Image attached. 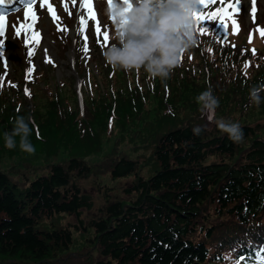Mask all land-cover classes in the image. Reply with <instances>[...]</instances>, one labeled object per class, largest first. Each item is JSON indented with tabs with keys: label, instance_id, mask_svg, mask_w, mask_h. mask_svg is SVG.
Instances as JSON below:
<instances>
[{
	"label": "trees",
	"instance_id": "16d2710c",
	"mask_svg": "<svg viewBox=\"0 0 264 264\" xmlns=\"http://www.w3.org/2000/svg\"><path fill=\"white\" fill-rule=\"evenodd\" d=\"M87 41L79 43L82 50ZM98 41L105 42L101 37ZM198 43L193 53L204 64L199 66L201 76L192 66L178 64L167 80L151 77L145 82L144 93L138 94L139 88L133 86V97L119 95L114 104L108 101L101 108L86 109L76 121L72 117L60 127L56 139L71 153L47 164L45 173L16 180L0 168V264H59L63 257L64 264H227L230 257L243 256L249 264H264L256 256L264 247V136L256 135V127L247 122H238L244 139L236 144L216 126L220 117L228 120L233 114L241 115L250 88L264 81V63L244 62V55L205 38ZM118 70L113 69L110 76L120 83ZM94 76L90 70L88 77ZM186 87L200 93L212 89L219 99L214 117L197 110L194 102L199 92L185 115L177 111L187 110L178 107ZM4 91L1 88L0 99ZM42 93L36 89V94ZM263 93L255 106L264 114ZM149 94L158 110L146 118ZM162 95L168 96L172 106L164 104ZM51 100L46 99V104ZM46 110L53 117L65 113L61 104L48 105ZM36 112L22 109L18 116ZM2 113L9 115L0 109ZM132 121L140 125V132L150 135L152 169L142 177L136 173L135 158H114L109 165L111 178L133 176L122 187L121 196L99 189L105 200L84 221L78 215L91 207L92 198L77 180L90 173V166L80 152L69 148L73 144L69 142L79 136L86 137L84 141L94 139L95 145L106 124L112 127L115 122L116 128L129 132L135 131ZM197 126L202 131L194 135L192 129ZM215 155L218 160H208ZM61 214L77 219L73 228L66 221L45 224ZM74 231L87 233L85 257L80 252L78 261L65 262L75 244Z\"/></svg>",
	"mask_w": 264,
	"mask_h": 264
},
{
	"label": "rangeland",
	"instance_id": "374dc122",
	"mask_svg": "<svg viewBox=\"0 0 264 264\" xmlns=\"http://www.w3.org/2000/svg\"><path fill=\"white\" fill-rule=\"evenodd\" d=\"M49 1L53 4L56 3V0ZM68 4V2L66 5L56 4L58 14L49 19L46 18L47 12L42 8L43 15L34 29L40 33L38 44L25 36L27 27H22L24 23L20 21L21 12L15 13L17 14L16 17L15 14L9 17L5 36L0 37L5 39L2 48H0V51L4 53L3 61H0V90L1 88L5 89L4 96L0 99V109L9 112L8 116L3 113L0 114V168L4 169L12 179L23 180L25 177L31 179L35 174L45 173L46 165L51 161H61L69 156L71 152L62 148L61 141L56 139L61 131L60 127L72 117H75L73 120L76 121L82 117L86 109L101 108L104 104H108V101H112L114 104L119 95L120 98H123L124 95L133 97V86L139 88L138 94L144 93V83L151 81V77L143 68L131 71L118 70L120 83L112 75L110 76L113 68L106 63L103 52L112 43H115L112 37L116 29V22L106 18L105 11L100 14L99 10H95V5L97 9L102 7V0H94L92 9L94 15L92 16L87 15L77 2L67 6ZM229 4L231 7H228ZM234 4L235 0H224L223 5L220 0H216L214 4L197 6L205 14L214 12L221 7H226L227 11L231 13V18L225 17L226 27L223 30L215 27L219 23L218 18L203 22V26L209 29L206 33L201 34L198 30L199 26H196L198 42L205 38L213 44H219V46L227 45L232 52H238L241 56L244 55V62L247 60L253 63L254 60L258 59L264 63V36L258 31V29L264 30V0H241L239 6ZM38 6L40 3L35 8L37 9ZM253 8L255 9L254 12ZM81 15H84L87 21L83 32L80 31L79 17ZM15 18L19 22L18 27ZM233 20L236 21L235 32L233 31ZM97 28H99V33H97ZM17 29H20V35L16 34ZM225 31L227 33L226 39H218L217 37H222ZM105 32L108 34V39L107 42L101 44L98 39L103 37L104 40ZM250 36L251 42H249ZM26 38L28 39L27 44L25 43ZM86 39H89L85 43L87 51L79 47V43H82L83 40L85 42ZM197 45L195 44L193 47H197ZM193 47L189 51L181 53L179 67L190 65L193 72L201 76L202 72L199 66L204 64L196 59ZM29 49H32L31 56L28 55ZM253 50H255L254 53ZM29 69L32 71L29 72ZM90 70L95 75L92 78L88 77ZM190 72L192 73L191 69ZM193 83L194 85L198 84L195 80ZM38 88L43 92V95L36 94ZM25 89L28 90V94H25ZM190 90L191 88L186 87L183 101H181L182 105L178 106L180 109L183 107L185 109L186 106L187 110L185 109L182 113V110L177 109L183 115L188 112L196 93L199 92L197 90L190 92ZM149 96L150 99L144 105L148 108L146 118L152 117L158 110L157 101L151 94ZM162 98L164 104L169 107L172 106L171 103L167 102L168 96L162 95ZM46 99H52V103L48 104L52 107H57L58 104L63 105L64 115L61 113L56 114L55 117L51 116L46 110L48 106ZM94 99L95 101H92ZM142 100L143 102L146 101L143 98ZM194 103L197 110L201 112L197 101ZM22 109L31 112L37 110L36 113L25 116L26 118L32 117L30 127L33 131L30 139L35 146V151L32 153L21 151L19 147L9 150L4 146L3 133L11 131L12 120L18 116ZM213 120L214 118L211 121ZM226 121H245L256 127V135L264 136V114L262 111H258L255 104L250 103L249 97L243 106L241 115L233 114ZM129 124H132L131 126L135 131H121L115 127V122L112 127L106 124L105 133L103 131L99 135L95 145H92L94 139L89 142L88 140L84 141L86 137L79 136L78 139L72 138L69 142V145L75 143L74 147L72 144L69 148L75 152H80L90 166V173L77 180L80 187L92 198L91 207L82 209L78 215L84 221L105 200L99 189L106 188L112 197L114 195L121 196L122 187L133 176L111 178L109 165L114 158L122 155L135 158L138 162L136 173L142 177H145L152 169L150 147H148L151 142L150 135L138 130L140 125H136L137 121H132ZM40 127H43L45 131L40 132ZM132 127L129 126V128ZM207 127L209 128L210 124ZM46 139H52V141ZM218 159L219 156L217 155L208 158V160ZM76 220L74 216L61 214L46 219L45 224L52 222L62 225L66 221L73 228ZM75 231L72 232L75 241L72 247L74 250L71 248L65 257V262L68 259V262L77 260V254L80 252L83 258L85 257L82 252L87 249L84 240L87 233L79 234ZM87 232L89 233V231ZM237 260L230 257L226 263L236 264ZM59 264H64V257Z\"/></svg>",
	"mask_w": 264,
	"mask_h": 264
},
{
	"label": "clouds",
	"instance_id": "9594fccd",
	"mask_svg": "<svg viewBox=\"0 0 264 264\" xmlns=\"http://www.w3.org/2000/svg\"><path fill=\"white\" fill-rule=\"evenodd\" d=\"M196 0H112L106 14L115 17L116 29L112 43L103 56L113 69L124 71L143 70L153 78L167 80L172 70L178 66L181 53L189 51L198 43L197 28L191 15ZM125 9H127L125 11ZM264 92V81L249 90V101L260 105ZM203 113L215 116L219 99L211 88L196 97ZM32 117L17 116L12 120L11 131L3 133L5 148L19 147L21 151L32 153L35 146L31 142ZM217 128L227 134L233 143H240L244 133L238 122L216 120ZM201 127L192 129L194 135L201 133Z\"/></svg>",
	"mask_w": 264,
	"mask_h": 264
},
{
	"label": "snow or ice",
	"instance_id": "6c2138e0",
	"mask_svg": "<svg viewBox=\"0 0 264 264\" xmlns=\"http://www.w3.org/2000/svg\"><path fill=\"white\" fill-rule=\"evenodd\" d=\"M37 2V0H21V3L24 6V25H22V27H27V31L24 33L26 37L31 38L32 40L35 41V43H39V36L40 33L37 31H33L32 30V24L35 23L36 20V13L35 11H33V5H35ZM216 2V0H196L195 2V7L191 10V15L192 18L195 22L196 26H199L198 30L201 34L206 33L209 31V29H207L206 27L203 26V22L205 20H214L217 19L219 20V23L215 25V27L217 29H221L223 30L226 27L225 24V17L231 18V13H229L227 11L226 7H221V8H217L214 12L211 13H203L202 11L199 10V8L197 6H205V5H209V4H214ZM221 4H224V0H220ZM5 0H0V4H4ZM72 3L75 4L76 0H72ZM122 3L125 4H129V0H122ZM235 3L237 6L240 5L241 0H235ZM45 4H48V8H49V12L52 13L53 16H55V13L52 12V6L51 4L48 3V0H40V7L43 8ZM108 4L109 7H111L112 5V0H108ZM130 6V4H129ZM80 7L81 8H86L88 10V13H91V7H92V0H80ZM228 7H231V5L229 4ZM16 11H19L20 9H15ZM127 9H125L126 11ZM65 11H67V8H65ZM255 11V9L253 8V12ZM5 13H0V37H4L5 36ZM94 19V16L92 17ZM29 20H31L32 24H29ZM80 20V31L83 32L84 31V25H86L87 21L84 15H81L79 17ZM113 22L115 23V17H112ZM234 28L233 31H236V21L233 20L232 21ZM258 31L261 32V35L264 36V30H260L258 29ZM97 33H99V28H97ZM17 35H20V29H17L16 31ZM227 33L226 31L224 32V35L218 36V39H226ZM108 39V34L105 32L104 33V40L105 42H107ZM4 40L0 38V48H2L3 44H4ZM249 42H251V36L249 37ZM25 43H28V39L26 38ZM85 51H87V48H85ZM255 52V50H253V53ZM28 55L31 56L32 55V49L28 50ZM3 56L4 53L2 51H0V61H3ZM245 68L248 67V64L245 63L244 65ZM32 69H29V72H31ZM27 79V76H26ZM15 86V85H13ZM25 94H28V90L25 89ZM211 118V117H210ZM264 247H261L259 250L256 251V256L257 257H261L262 259H264ZM236 264H249V260L248 257L243 256L240 257L237 261ZM254 264H260V261H255Z\"/></svg>",
	"mask_w": 264,
	"mask_h": 264
}]
</instances>
